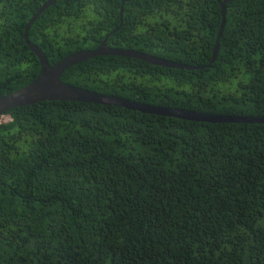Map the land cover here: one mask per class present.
<instances>
[{
  "label": "trees",
  "instance_id": "trees-1",
  "mask_svg": "<svg viewBox=\"0 0 264 264\" xmlns=\"http://www.w3.org/2000/svg\"><path fill=\"white\" fill-rule=\"evenodd\" d=\"M224 1L58 0L28 38L52 65L109 36L113 48L206 66ZM45 2L0 0L1 96L41 71L24 33ZM226 7L210 68L104 55L62 80L150 105L264 119V0ZM5 115L0 264H264V123L60 100Z\"/></svg>",
  "mask_w": 264,
  "mask_h": 264
},
{
  "label": "water",
  "instance_id": "water-1",
  "mask_svg": "<svg viewBox=\"0 0 264 264\" xmlns=\"http://www.w3.org/2000/svg\"><path fill=\"white\" fill-rule=\"evenodd\" d=\"M125 1V0H123ZM231 0L221 2L222 5V25L219 31L216 45L214 47V59L219 52V42L223 34V28L226 24L227 7L226 3ZM124 9L121 8L120 13L123 14ZM37 18L34 16L27 25L26 32L29 31L33 21ZM108 37L104 39L99 48L95 50H82L70 54L58 63L52 65L45 52L35 44H32L26 36V43L31 51L38 57L41 65V71L38 77L29 85L19 89L7 96H0V116L6 112L21 106L35 105L44 101H76L83 103H95L101 105H112L124 107L129 110L140 111L142 113L159 115L165 117H174L183 120L209 122V123H264V119L255 117L241 116H224L201 113L193 110H185L180 108H170L157 105L145 104L137 101H132L119 96H110L97 93L84 88L70 85L62 80L65 71L77 64L83 63L91 58L103 55H115L135 58L145 61L149 64L166 67V68H190L183 64L171 62L162 57H158L145 52L133 49L113 48L107 44Z\"/></svg>",
  "mask_w": 264,
  "mask_h": 264
},
{
  "label": "clouds",
  "instance_id": "clouds-1",
  "mask_svg": "<svg viewBox=\"0 0 264 264\" xmlns=\"http://www.w3.org/2000/svg\"><path fill=\"white\" fill-rule=\"evenodd\" d=\"M57 1L58 0H47V2H45L43 5H41V7L39 8V12H38V14L36 15L37 17H38V15L39 14H41V12L42 11H45L46 9H48L50 6H54L56 3H57ZM123 2H125V1H123ZM124 9V8H123ZM121 11V10H120ZM30 21V20H29ZM28 24H29V22H28ZM27 24V25H28ZM222 24V23H221ZM226 25V24H225ZM31 27V26H30ZM225 27V26H224ZM26 28H27V26H26ZM221 29V28H220ZM220 31V30H219ZM223 31H224V28H223ZM219 35V34H218ZM108 37V39H109V36H106L105 38H107ZM104 41V40H103ZM102 41V42H103ZM107 42H108V40H107ZM1 43V42H0ZM108 44V43H107ZM101 45V44H100ZM99 45V46H100ZM215 45H216V43H215ZM215 45H214V47H215ZM99 46L97 47V48H99ZM109 46V45H108ZM96 48V49H97ZM95 50V49H94ZM219 50H220V42H219ZM213 51H214V49H213ZM219 53V52H218ZM104 56V55H103ZM98 57V56H97ZM213 57H214V53H213ZM212 57V59H211V61H210V63L208 64V65H206V66H190V65H185V66H188V67H190V68H182V69H187V70H198V71H202V70H205L206 68H210L211 67V65L215 62V60L217 59V57H218V55H217V57L214 59ZM92 59V58H91ZM88 61V60H87ZM58 63V62H57ZM179 64H181V63H179ZM184 65V64H183ZM12 94V93H11ZM1 96V95H0ZM7 96V95H6ZM113 96V95H112ZM126 99V98H125ZM130 100V99H129ZM133 101V100H132ZM163 107H167V106H163ZM124 108V107H123ZM170 108H174V107H170ZM180 109H183V108H180ZM185 110H188V109H185ZM198 112V111H197ZM208 114V113H207ZM214 115V114H213ZM9 116H7V115H2V116H0V125L1 124H3V123H7L8 121H9ZM207 123H209V122H207ZM82 148H84V149H89L87 146H81Z\"/></svg>",
  "mask_w": 264,
  "mask_h": 264
},
{
  "label": "flooded vegetation",
  "instance_id": "flooded-vegetation-1",
  "mask_svg": "<svg viewBox=\"0 0 264 264\" xmlns=\"http://www.w3.org/2000/svg\"><path fill=\"white\" fill-rule=\"evenodd\" d=\"M85 6H83V8H84ZM80 10H79V15H80ZM79 15H77V17L79 16ZM28 33H29V31L28 32H26V28H25V33H24V37H25V39H26V36L28 37ZM28 40H29V38H28ZM104 40V39H103ZM102 40V41H103ZM102 41H101V43H102ZM33 44V43H32ZM0 51H1V49H0Z\"/></svg>",
  "mask_w": 264,
  "mask_h": 264
}]
</instances>
